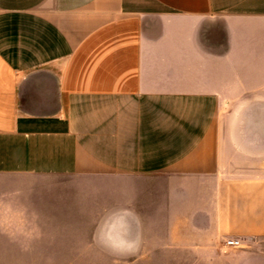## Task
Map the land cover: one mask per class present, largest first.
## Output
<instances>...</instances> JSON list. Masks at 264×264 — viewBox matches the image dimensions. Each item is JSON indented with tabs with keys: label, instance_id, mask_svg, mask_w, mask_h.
Instances as JSON below:
<instances>
[{
	"label": "crops",
	"instance_id": "crops-1",
	"mask_svg": "<svg viewBox=\"0 0 264 264\" xmlns=\"http://www.w3.org/2000/svg\"><path fill=\"white\" fill-rule=\"evenodd\" d=\"M115 173L169 174L180 226L193 184L202 230L264 238V0H0V179Z\"/></svg>",
	"mask_w": 264,
	"mask_h": 264
},
{
	"label": "rangeland",
	"instance_id": "rangeland-1",
	"mask_svg": "<svg viewBox=\"0 0 264 264\" xmlns=\"http://www.w3.org/2000/svg\"><path fill=\"white\" fill-rule=\"evenodd\" d=\"M240 98L219 109L220 131H242ZM168 177L0 179V264H264V238L232 247L238 238L202 230L207 221L193 184L180 226L178 186Z\"/></svg>",
	"mask_w": 264,
	"mask_h": 264
},
{
	"label": "built area",
	"instance_id": "built-area-1",
	"mask_svg": "<svg viewBox=\"0 0 264 264\" xmlns=\"http://www.w3.org/2000/svg\"><path fill=\"white\" fill-rule=\"evenodd\" d=\"M240 241L238 239H231L229 240V244H239Z\"/></svg>",
	"mask_w": 264,
	"mask_h": 264
}]
</instances>
